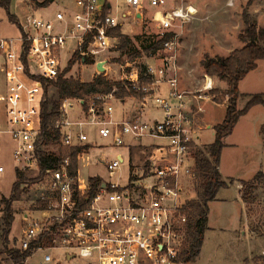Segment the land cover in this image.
Masks as SVG:
<instances>
[{
    "label": "built area",
    "instance_id": "1",
    "mask_svg": "<svg viewBox=\"0 0 264 264\" xmlns=\"http://www.w3.org/2000/svg\"><path fill=\"white\" fill-rule=\"evenodd\" d=\"M229 5H233L232 2ZM199 9L191 0H69L64 1L52 19L28 15L22 25L23 34L17 38H0V74L4 76L5 91L0 84V104H5L6 127L0 124L2 138L9 135L15 147L13 160L19 171L39 173V118L44 86L42 79L59 73L61 51L68 40H74L73 54L104 61L108 76V59L101 55L119 45L120 38L112 31L131 18L134 24H153L152 35L163 39L165 52L162 64H148L144 82L137 67L127 72L128 88L146 94L139 99L142 107L154 103L162 113L161 119L115 120L112 94L98 97L105 110L96 111L92 102L84 118H74L75 100H64L54 127L61 133L63 146H88L85 126H98L103 138H110L121 147L125 137H151L166 140L165 151L153 154L148 166L129 173L124 184L104 181L87 202L90 181L80 177V162L85 150L77 155V174L70 171V158L48 169L39 182L43 191L39 197L37 217L23 216L24 227L20 248L52 237V244L39 249H64L68 263L73 264H186L184 252L188 242V213L185 192L194 186V151L200 146L199 132L205 128L202 117L205 102H215L216 89L211 76L204 74L199 87L181 89L178 63L179 36L183 27L198 17ZM28 44L25 61L24 44ZM33 63V67H32ZM85 65V64H82ZM130 65V64H127ZM123 68L124 66H121ZM97 74H100L96 71ZM167 85V94L160 93ZM85 160H88L86 156ZM123 155L103 162L110 176L124 163ZM5 171L0 165V174ZM120 179V177L118 178ZM264 257V250L261 252ZM46 263L55 262L51 253ZM76 261V262H74ZM59 264V263H56Z\"/></svg>",
    "mask_w": 264,
    "mask_h": 264
},
{
    "label": "rangeland",
    "instance_id": "2",
    "mask_svg": "<svg viewBox=\"0 0 264 264\" xmlns=\"http://www.w3.org/2000/svg\"><path fill=\"white\" fill-rule=\"evenodd\" d=\"M69 0H54L45 5V0H11L9 9L0 7V38H17L21 36L20 25L25 23L28 15H35L40 18L52 19L58 10L62 9V2ZM199 9L198 17L187 23L179 36L178 46V63L180 66L179 76L185 89H193L203 78L204 71L201 67V60L206 57L229 55L233 50L241 48L243 42L239 38V34L245 29L244 14H247L251 21H255L260 29L264 31V0H191ZM232 2L233 5H229ZM10 16L15 17L16 22L10 20ZM153 32V24L149 21L142 22V25L134 24L129 18L124 20L121 33L128 35L131 39V45L123 51L120 48L109 49L101 56L108 59L109 77L114 79L122 78V73L126 72V68L137 67L138 62L154 64L166 55L165 52H159L152 57H142L137 62H130L123 68L118 63H112V59L122 57L127 59L130 53L140 48L141 44L147 42L145 36L151 35ZM76 47L74 40H68L64 45L59 59V67L64 68L71 56L73 48ZM1 61V57H0ZM105 65V63H104ZM33 67V63H32ZM100 71L93 65L76 64L73 66L69 75L83 81H89ZM216 88L224 93L228 85L217 78L212 77ZM0 84L2 92L5 91L4 76L0 74ZM239 91L243 97L238 100V108L245 106L247 100L252 94L264 93V61L259 62L258 69L251 71L239 83ZM50 93H54L51 88ZM129 98V97H127ZM113 106V117L118 120L120 107L119 99H108ZM217 103V102H216ZM227 104V101L225 102ZM75 103V110L78 109ZM104 107V105H103ZM205 117L209 122L218 124L223 121L226 114L224 105L217 106L215 103L206 102ZM105 109V108H104ZM146 117L161 119L162 113L157 110L153 104L145 111ZM264 106H253L245 115L242 116L241 124L233 134V138L246 140L251 146H241L240 148L227 149V154L232 156L228 164L231 170H239V180H253L256 174L261 171L264 173V155L258 150L256 142L259 138V124L264 120ZM6 109L5 104H0V124L6 127ZM258 124V125H257ZM85 132L96 141L91 142L90 148L85 150L84 160L80 162V177L84 181H89L92 177H100L104 181H112L124 184L129 174L130 155L128 149L124 146L117 147L113 145L110 138H103L98 133V126H85ZM128 137V136H127ZM125 137V140L126 138ZM214 129H202L199 132L200 148L207 147L214 141ZM165 146L166 140H161ZM161 146L160 150L165 151V147ZM15 143L9 135L2 138L0 151V165L5 171L0 174V235L4 229V211L6 203L3 197L12 195V186L16 181V168L13 160V150ZM123 147V148H122ZM135 152H138L134 148ZM159 152V151H158ZM117 154L124 156L125 161L121 164L120 170L115 171L110 176L107 165L104 160L114 159ZM88 156V160H85ZM225 163V162H223ZM263 164V165H261ZM229 167V166H228ZM224 179L227 183L231 177H227L230 171L224 167L221 168ZM227 172V173H226ZM28 177H35L36 173L26 171ZM120 177V179H118ZM230 179V180H229ZM233 180V179H232ZM228 188H222L219 191V200L210 202V215L208 229L205 232L204 244L201 253L191 264H238L243 262L245 257L251 256L253 264H262L264 258L261 255L262 247L257 244L254 249V237H264V186L260 185L255 192V199L245 203L242 200V185L230 184ZM43 191V186L37 184H22L20 192L17 193L16 199L12 203V211L14 221L9 230L7 240L0 238V264H14L11 259V251L20 248V240L22 237L24 221L23 216L29 214V217H37L35 211L40 206L39 197ZM187 201L197 198L196 186H189L185 192ZM243 202L245 203L243 210ZM39 218V217H37ZM244 232V234H243ZM264 245V244H263ZM254 251L252 252V250ZM252 252V253H251ZM46 253H51L55 258V262L50 264H73L68 263L64 256L63 248L52 250L37 249L25 264H49L44 261ZM76 262V261H74Z\"/></svg>",
    "mask_w": 264,
    "mask_h": 264
},
{
    "label": "trees",
    "instance_id": "3",
    "mask_svg": "<svg viewBox=\"0 0 264 264\" xmlns=\"http://www.w3.org/2000/svg\"><path fill=\"white\" fill-rule=\"evenodd\" d=\"M11 0H0V7L9 9ZM54 0H45V5L50 4ZM246 23L245 29L239 34L240 40L243 42L241 48L233 50L229 55L206 56L201 60V67L204 74L215 77L219 81L227 83V89L220 94L219 90L213 89L211 93L215 95V101L219 104H224L227 101L226 114L223 121L216 124L214 129L215 139L213 143L207 147H197L194 151V175L197 178L195 184L197 188V198L187 201L185 210L188 213V242L184 252V262L191 264L199 256L204 244L205 232L208 229V214L210 212L209 204L217 199V195L222 188H227L233 184L231 179L229 183L223 180L220 171V158L224 148V139L232 134L239 119L245 115L253 106H264V93L252 94L247 100L245 106L238 108V100L243 97L239 91L240 81L246 77L251 71L258 67V62L264 59V31L260 29L255 21H251L247 14L243 16ZM12 22H16L15 17L10 16ZM23 34L22 25L17 22ZM122 27H117L112 31L114 35L119 36L120 41L117 48L125 51L131 43L128 35L121 33ZM172 34L166 35L163 39H157L155 35L145 36L147 42L141 44L140 48L135 52L130 53L127 59L122 57L112 59V63H118L121 66H126L130 62H137L140 58L152 57L157 55L164 49V42L171 38ZM28 51V44H24V52L22 60L25 61ZM76 64L93 65L94 60L87 57H82L78 52L74 53L67 65L59 69V73L54 78L42 79L44 92L41 102V113L39 118V141H38V156H39V173L35 177H28L26 172L16 169V181L12 186V195L3 197L2 200L6 203L4 211V229L0 238L7 240L9 230L14 221L12 211V203L20 192L22 184H37L44 177L48 169L58 166V164L70 158V171L72 175L77 174L79 161L77 155L88 146H63L60 144L61 133L55 129L54 124L60 115V106L64 100H75L79 113L74 118H84L89 110L90 104L93 102L96 111L102 113L104 110L103 102L98 97L112 94L119 100H124L127 97L143 98L146 94L136 92L127 86L126 80H117L107 76L104 72L97 74L90 81H83L69 75L73 66ZM147 64L138 62L140 78L147 82L145 77ZM130 72V68H126ZM51 88L54 93L51 94ZM260 136L264 143V123L260 127ZM91 189L86 197L83 198L82 204L87 202L95 195L101 187L103 180L100 177L90 178ZM241 196L245 203L255 199V192L260 185L264 186V173L258 172L253 180L242 181ZM41 202V201H40ZM52 244V237L45 235L40 240L30 242L26 249H15L11 251V259L14 264H25L26 260L40 247H46Z\"/></svg>",
    "mask_w": 264,
    "mask_h": 264
},
{
    "label": "crops",
    "instance_id": "4",
    "mask_svg": "<svg viewBox=\"0 0 264 264\" xmlns=\"http://www.w3.org/2000/svg\"><path fill=\"white\" fill-rule=\"evenodd\" d=\"M62 5H63V2H62ZM49 19H50V17H49ZM260 61H264V59L260 60ZM259 62H258V67H259ZM162 63H163V59L159 58V60H157V62H155L154 64H162ZM258 67H257V69H258ZM255 70H253V71H255ZM126 76H127V72H124V73H122V76H121L122 78H120V79H123ZM117 80H119V79H117ZM202 80H203V78L198 83L197 87L200 86V83L202 82ZM180 87H181V89H185L183 87V83H182L181 78H180ZM223 89L226 90L227 87L223 88ZM167 91H168L167 90V85L166 84L162 85L160 93L165 95V94H167ZM118 102H119L118 105H119V107L121 109L120 113L118 115L119 116L118 120L133 119V118H136V117H142V119H153V118L146 117V114H145L146 112L145 111H146L147 108H149V106L151 104H153L154 107H155L154 103H151V104L149 103L146 107H142V105L140 104L139 99L136 98V97H132V96H130L129 98H125L124 100H119ZM215 104L217 106H219V105H224L225 107L227 106L226 103H224V104L215 103ZM71 112H72L71 113L72 115L77 116L78 113H79V109H77V110L73 109V110H71ZM205 114H206V111H205V113L203 115H201L202 122L206 124L204 129H213V127L216 124H213V123L209 122V120H207V118L205 117ZM241 120H242V117L239 119L238 123L236 124L232 134L224 139V148L222 150V154H221V158H220V165H219V171H220V174H221L223 180H225V179H224V176L222 174L221 168L224 167L227 171H230L229 174H227L228 175L227 177H231L230 179H233V181H234L233 184H237V185L242 183V180L237 179V177L239 176V174H238L239 170H235V171L231 170V167L228 164V161H229V159H232V156L230 158V156L227 154L226 150L229 149V148H232V149L240 148L243 145L251 146V143L247 142L246 140L244 141L242 139H237L235 137L233 138V134L237 130L238 126H240ZM263 123H264V121L261 124H259V126L261 127V125ZM260 127H259V129H260ZM89 138H90V140H89L90 142H89V145H88L87 149L90 148L91 142L96 141V139H93L92 136H90ZM259 138H260V141H254V142H256V146H257L258 150L262 153V156H263L264 155V143H263V140H262L260 134H259ZM125 142L128 145H126L124 147L126 149H128L129 155L131 157L130 158V165H129V173L130 174L138 172L141 168H144V167L148 166L149 163L147 162V160L153 154H158L159 153L158 151H161L160 150L161 146H164L163 142L160 139H155V138H151V137H141V138L137 139V138H133V137H129L128 136L126 138ZM134 148H136L138 152H135ZM117 155H119V154H117ZM223 162H225V163H223ZM261 165H263V164H261ZM243 181H245V180H243ZM230 186L231 185H229V187ZM219 199L220 198H219V193H218L216 200H219ZM244 206H245V203L243 202V210H244ZM209 215H210V212L208 214V223H209ZM243 234H244V232H243ZM257 244L262 247V251H263L264 250V245H263L264 244V237H260V238H256V239L254 237V249L256 248ZM254 249L252 250V252L254 251ZM253 263L254 262L251 259V256H249V257H245L243 262L238 263V264H253ZM262 264H264V262Z\"/></svg>",
    "mask_w": 264,
    "mask_h": 264
},
{
    "label": "water",
    "instance_id": "5",
    "mask_svg": "<svg viewBox=\"0 0 264 264\" xmlns=\"http://www.w3.org/2000/svg\"><path fill=\"white\" fill-rule=\"evenodd\" d=\"M96 67L100 71V73H103L105 71L104 61L97 62Z\"/></svg>",
    "mask_w": 264,
    "mask_h": 264
}]
</instances>
